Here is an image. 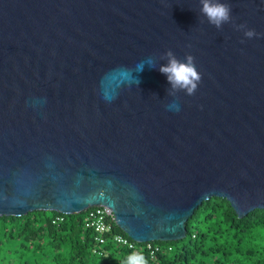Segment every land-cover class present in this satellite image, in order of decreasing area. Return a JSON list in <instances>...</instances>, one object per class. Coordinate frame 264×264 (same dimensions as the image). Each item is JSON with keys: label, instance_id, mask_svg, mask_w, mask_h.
<instances>
[{"label": "water", "instance_id": "obj_1", "mask_svg": "<svg viewBox=\"0 0 264 264\" xmlns=\"http://www.w3.org/2000/svg\"><path fill=\"white\" fill-rule=\"evenodd\" d=\"M221 2L261 35L200 0H0V217L100 206L142 244L184 239L212 197L264 210V0ZM168 50L194 95H168Z\"/></svg>", "mask_w": 264, "mask_h": 264}, {"label": "trees", "instance_id": "obj_2", "mask_svg": "<svg viewBox=\"0 0 264 264\" xmlns=\"http://www.w3.org/2000/svg\"><path fill=\"white\" fill-rule=\"evenodd\" d=\"M86 212L64 215L33 211L0 217V264H122L133 252L147 264H264V210L238 218L229 202L212 197L187 220L186 237L172 242L135 243L111 223L102 235L85 227ZM122 235L132 248L117 243ZM150 244L153 254L147 249Z\"/></svg>", "mask_w": 264, "mask_h": 264}, {"label": "clouds", "instance_id": "obj_3", "mask_svg": "<svg viewBox=\"0 0 264 264\" xmlns=\"http://www.w3.org/2000/svg\"><path fill=\"white\" fill-rule=\"evenodd\" d=\"M200 3L202 5L200 9L201 14L216 29H222L224 24L233 23L235 29L237 31H243L244 36L248 39L261 35L254 29L248 28L246 24H235L231 16V7L228 3L221 2V0H200ZM160 59L167 60L165 65L159 67V71L167 77V81L170 84L168 95L176 96L180 91L185 92L187 95H194L201 81V74L195 67L194 57L190 54L186 55L185 62H181L171 50H168ZM145 64L150 68H155V60L149 57L147 61H142L137 65L138 72L144 69ZM136 83L137 86L140 83L137 78ZM167 108L169 110L179 111V105L175 102L167 105ZM122 264H147V262L142 254L133 252L124 259Z\"/></svg>", "mask_w": 264, "mask_h": 264}, {"label": "built area", "instance_id": "obj_4", "mask_svg": "<svg viewBox=\"0 0 264 264\" xmlns=\"http://www.w3.org/2000/svg\"><path fill=\"white\" fill-rule=\"evenodd\" d=\"M86 212V223L85 227H91L97 233V242L102 244L105 238L102 236L104 234H109L112 232V225L114 223V218L110 211L106 208L97 206L89 208ZM113 239L115 242L127 245L129 248H132L135 244L131 243L127 238L119 234H114ZM147 249L153 254L154 250L157 248H152L150 244L147 245Z\"/></svg>", "mask_w": 264, "mask_h": 264}]
</instances>
